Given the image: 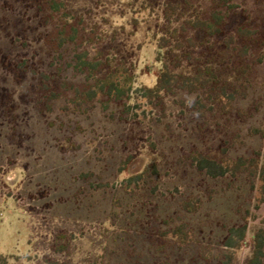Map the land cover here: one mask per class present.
I'll list each match as a JSON object with an SVG mask.
<instances>
[{
  "label": "rangeland",
  "instance_id": "1",
  "mask_svg": "<svg viewBox=\"0 0 264 264\" xmlns=\"http://www.w3.org/2000/svg\"><path fill=\"white\" fill-rule=\"evenodd\" d=\"M22 1L0 0V6L8 2L17 9L13 16L0 12V57L8 58L6 67L0 60V264H221L217 255L225 250L218 241L230 227L248 222L232 262L245 264L255 232L264 230V184L246 176H198L190 151L197 146L215 153L219 135L200 139L188 107L168 99L160 111L138 92L153 87L162 68L158 4L150 9L144 0H66L72 23L67 36L76 41L49 50L46 37L37 38L39 17L53 18L48 0ZM211 1L190 0L189 8L204 10ZM245 2L256 9L252 0H233L239 6L233 11L243 12ZM245 13L249 20L250 11ZM21 23L27 28L21 30ZM196 40L205 41L202 35ZM77 49L91 60H122L119 67L131 71L128 122L98 102L75 108L61 100L52 102V111L46 108L53 93L47 85L57 91L64 81H85L87 75L70 67ZM258 55L264 59V48ZM22 60L25 70L18 69ZM179 72L193 74L194 67L184 64ZM249 122L264 124V112ZM256 151L264 154V141L250 138L229 155ZM153 164L157 170L130 182ZM196 198L198 212L181 210L182 202ZM179 225L191 234L189 241L162 237Z\"/></svg>",
  "mask_w": 264,
  "mask_h": 264
},
{
  "label": "trees",
  "instance_id": "2",
  "mask_svg": "<svg viewBox=\"0 0 264 264\" xmlns=\"http://www.w3.org/2000/svg\"><path fill=\"white\" fill-rule=\"evenodd\" d=\"M232 1L212 0L210 8L195 10L194 7L189 8L190 0H144L143 6L151 9L158 4L161 10L164 23L159 28V54L165 52L164 58L160 59L162 68L156 84L143 87L138 92L147 105L160 111L165 110L168 99H175L174 103L183 109L188 107L191 115L189 124H194L192 131L200 139H206L209 133L219 135L215 153L203 151L197 146L190 151L188 159L198 176L204 175L211 180L246 176L249 180L257 178L264 184V154L256 151L250 157L229 155L233 149L246 147L250 138L264 141V124L249 122L264 112V59L255 56L264 48V0H252L253 7H256L254 10L245 2L246 8L240 13L234 12L239 6L233 5ZM20 3L23 4V1L20 0ZM48 4L53 18L58 20L51 16H45V20L39 17L43 29L38 30L37 38L45 36L49 50L53 47L62 49L74 43L77 37L67 36L72 23L68 19L66 0H48ZM16 10V6L8 2L0 6V12L8 11L11 16ZM245 10L250 11L252 19L245 20ZM50 23L54 27L52 32H49ZM26 28L21 23L20 29ZM199 35L205 41L199 43L196 40ZM0 60L4 67L8 65L7 56L2 55ZM108 60H91L87 51L75 50L70 67L75 73L87 77L79 86L64 81L57 91L47 85L46 88L53 93L48 97L46 108L52 111V102L61 100L71 102L75 108L98 102L105 111H110L112 106L118 109L121 120L128 122L133 108L128 103L133 89V74L124 69L127 67H119L122 60L120 64H110ZM184 64L193 66L194 73L179 72ZM223 65L228 66L227 71L220 69ZM26 67V60L18 65L19 70ZM225 124L228 125L226 129ZM156 168L157 165L153 164L144 173L133 176L130 182L139 183L150 169ZM200 204L197 198L188 199L180 207L185 213L193 214L198 212ZM248 228V222H245L227 229L226 235L218 241L225 250L222 256L217 255L221 264H232L246 241ZM184 229L185 225H179L168 229L162 237L165 239L172 235L181 243H186L191 234ZM245 264H264L263 229L255 232L253 252Z\"/></svg>",
  "mask_w": 264,
  "mask_h": 264
}]
</instances>
